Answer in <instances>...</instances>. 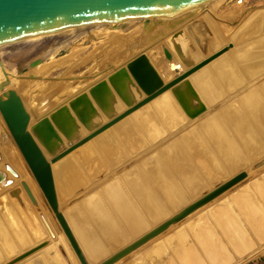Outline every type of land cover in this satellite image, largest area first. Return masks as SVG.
Instances as JSON below:
<instances>
[{"label":"bare ground","instance_id":"obj_1","mask_svg":"<svg viewBox=\"0 0 264 264\" xmlns=\"http://www.w3.org/2000/svg\"><path fill=\"white\" fill-rule=\"evenodd\" d=\"M221 34L223 35V32ZM60 36H62V34L58 36H52L51 38H41L37 41H39L38 43H40L43 40L49 41L53 38H60ZM224 37L225 39H227L226 36ZM36 43L37 42L35 41V44H31L32 46L30 47L32 49L36 48ZM64 43L65 42H62L60 43V45ZM229 51H231L229 52V56L235 64L233 65L235 69H217V65L216 68L208 69V73L201 71V73L199 74H193L190 79L193 81L195 89L199 90L203 98L208 102L211 101L213 97L219 95L220 93H223L224 99H221L222 101L219 102V105L224 102L228 95L233 96L238 91L244 89L239 95L234 96L235 98L231 103L235 112L232 110L230 105V108L226 110H219L220 114H217L219 111H217V113L212 112L211 115L207 114L206 119L198 121L196 124L194 123L195 125H192V127H190L189 129L184 130V126L189 122L188 120H186L185 123L179 125L178 129H175L174 132H171L173 136L170 141L161 143L160 141L167 137V133L165 132V130L168 133L170 132L169 129H167L168 126L172 125V123H177L179 119H181L180 115L178 114L177 108L173 104L170 96L167 94V92H163L161 95L148 102L145 108L136 110L135 112H132L131 114L125 116L117 123L105 129L95 137L89 139L84 144L71 150L67 155L51 164L52 174L55 171V169L53 171L54 165L56 167V171H59L58 178L61 177L59 179H62L63 175L66 176L68 173H72L74 177H76L77 174L78 177L81 176V181V179L84 177L81 168L85 169L88 172H86L88 176H93V174H96L99 169H102L103 166H101V164H96V166H94L95 161L92 160V158L95 157V152L87 148V144L89 142L96 141V150L110 165L111 163L115 162L114 158H116L120 163L126 161L125 157L121 158L116 156L117 154L112 147V144H114L113 141L115 140L110 131L115 135L116 140H118V143L122 146L123 150L126 152L130 159H133V156L135 157L136 154L134 152L136 150L137 152L141 149H144L143 151L147 150V145H144L142 147V144L140 146L138 142L135 143L136 139H138L139 136H142L143 138V136L145 135L144 138L146 137L148 139V143L151 145H156L159 142L161 143L153 152L141 158L138 163L125 168V170L120 173V179L114 178L107 184L105 183L104 186L100 188V191H102V193L104 194L103 197L100 195L101 193L99 194L98 190H96V192H91L92 194L89 193L90 195H88L87 197L85 196V198L82 199L81 204L76 203V205L72 207L71 210H67L63 213V216L65 217V220L67 221V224L69 225L71 232L73 233V236L75 237L88 264H90L89 261L92 262V264H95L99 260H101L103 256L105 257L109 252V248L117 249L121 247L123 245L122 243L128 237H130L129 234H131L133 237L139 232L146 231L147 228L149 229L150 227H152L151 225L153 222L158 223L164 218L172 215L177 208L180 209L187 203H190V199L187 198V196L196 199L197 197H199V195L205 193L206 191L204 189H206L205 187L207 185V181L214 184L216 180L217 184L220 183V180L216 178V176H218L217 173H220L221 177H224V179H228V174H225V167L220 163L217 156H219V159H221L223 163L224 160L232 162L230 163L226 161L229 166L228 168L231 167V169L234 166L241 167L243 164H246L247 160L251 162V164H248L245 167V169L249 172H253L264 167V163L260 164L259 166L257 165V162L264 157V146L261 145L264 144V79H262V77L264 76V34L262 36L260 35V37L258 36L254 39H249L245 43L243 42L240 48L232 47ZM12 53L22 54L21 52L0 53V75L7 74L8 84H11V86H20V82L17 78H8L9 76L13 75V61L8 59V56L14 55ZM17 57L12 59L15 60L17 59ZM145 57L147 58L146 55ZM147 60L149 61L148 58ZM166 60L168 61H163L160 56L157 57L156 55L155 65L157 67V70L158 68H160V70L158 71L160 72V75H157L161 80L164 79L163 81L168 79L170 75H175L183 71L181 65L172 57ZM149 63L154 69V66L150 61ZM162 65L166 66L165 68H167V70H164L165 68L162 70ZM148 77L149 76L146 77L139 74L136 78L139 82L145 84ZM209 77H211V79H209ZM239 77L242 78V85L235 91L227 93L226 85H229L228 80L236 81V79H239ZM79 83L80 81L78 82V84ZM247 83H250V87L246 86ZM75 86H77V84L72 87ZM230 86L231 85H229V87ZM5 88H7V86ZM21 101L23 102V100ZM110 102L111 101L109 100V104ZM23 106L25 108V105ZM239 109L241 112H244L246 114L248 120H250L253 127L256 128V132H258L262 137V139L260 138L262 142L253 140L254 138L252 139L250 137V134L247 135L246 131L248 130L241 125L239 119L235 115ZM221 113L225 114V116L223 117V114ZM89 114H91V112ZM220 115L222 116V119ZM55 119L56 121H60L68 128H72V125H70L69 121L66 118H62V114L60 112L56 114ZM49 121L52 122L51 120ZM251 123H249V125ZM227 124L231 134L227 133ZM41 132H45L42 126L39 133L41 139L39 135L38 138L45 145L44 137ZM231 135L236 136L235 141H233ZM210 136H212L213 139L210 138ZM156 137L159 138L152 140ZM207 137L210 139L209 141L207 140ZM79 148L80 150H83V154H81L83 156L81 159L79 158L80 160L78 159L77 162V160L70 157V154H72ZM213 149L215 150L217 156L214 154V152H212ZM255 152L263 156L259 159L254 160L253 162V159L251 161V155L255 154ZM243 153L245 156L243 155ZM5 155L6 154L4 153V151L0 150V174L3 176V181L6 179H10V182L4 184L1 183V180L0 190H5L13 186L17 182H19L20 185L23 182L25 185H28L27 187L29 188L30 186L28 182L22 179L20 173L17 172L14 166L10 162V164L7 163L8 160L6 159ZM5 159L7 160V162L4 161ZM96 163H98L97 160ZM6 164L12 169V171H14V173L16 174L15 176L13 175V173L5 169ZM100 172H102V170ZM189 175H194L192 176L193 178L196 176L195 180L193 178H190ZM71 177L73 176L71 175ZM221 177L219 175V178ZM243 178L217 196L211 198L206 203L195 208L179 221H176L167 226V228H165L161 234H157L151 237L144 244L140 245L139 249L142 246H146L145 244L150 243L151 240L165 235V233L168 232V230H170L171 228L180 225L189 216L205 207L206 205L210 204L211 202L215 201L219 196L223 195L225 192L242 182L244 180ZM76 180L77 177L74 181L72 179L71 181L70 179L68 181L71 185H73L72 182H76ZM25 181L27 182V184ZM64 181L65 180H63V184L65 183ZM69 183L67 182V184ZM55 185L56 182L54 179V186ZM71 185H67V187H71ZM214 185H216V183ZM65 186L63 188H66ZM201 187L203 188V191L201 190ZM29 189L31 190V188ZM30 193L32 195V191H30ZM16 196H18V193L12 196V200H10V198H7L5 204L0 203V247L8 256L19 252L18 249H23L26 246L39 241V239L43 237V230H40V226L37 225L39 230L42 231L40 232L37 227L32 224L29 219L30 213L27 215V211L24 212V208L26 207H20L19 205H22L19 204L20 202L18 203L19 205L17 204V200L15 201ZM34 196L32 195L33 200L29 199L31 203H35L36 198ZM186 198L189 200H187ZM36 205L35 210L37 211L42 220V223L47 229L51 240H49L47 243H45L44 240L33 248L20 254L19 256L11 260L8 259L9 261L6 259L7 261L3 264H14L26 258L28 259V257L38 251L39 254L37 253L38 255L36 257L41 258L43 264H63L64 261L63 257L61 256V250L59 248L63 247L67 253L66 255L69 254V250L62 235L52 232V227H49L48 223L45 220L46 218H43L42 213L39 211L41 210L40 207H38V210ZM116 214L117 216L119 215L118 217L122 221L129 234L117 218ZM207 220L208 218L205 219V217H202V220L200 221H192L191 223H189L190 225L187 227V231L189 230L191 234H201V229L204 227V222L206 223ZM36 223L39 222L35 221V224ZM241 227L243 228L242 225ZM185 235L186 233L183 232L179 234H177V232L173 233L168 239H166V242L176 245L175 242H180L181 240H183V236ZM58 243H60L61 245V247L59 248L57 247ZM107 246L109 248H107ZM57 249L60 250V253L57 251ZM137 250H132L130 254L136 252ZM159 251L162 259L163 257L168 258L169 248H159ZM28 261L25 262V264H31L28 263ZM118 262H120V260ZM118 262L116 261L115 263ZM131 264L137 263L134 261Z\"/></svg>","mask_w":264,"mask_h":264},{"label":"water","instance_id":"obj_2","mask_svg":"<svg viewBox=\"0 0 264 264\" xmlns=\"http://www.w3.org/2000/svg\"><path fill=\"white\" fill-rule=\"evenodd\" d=\"M212 1L0 0V53L21 52L22 54L15 60L12 59L14 56H8L16 69L24 63L28 69L37 66L61 41L60 38H53V41L50 39L51 42L36 45L37 47L29 50L30 52L25 51L41 38H51L77 30L125 25L136 21L177 20L185 13L196 11V14L188 15L185 22L164 37L166 45L163 49L164 57L166 59L172 57L183 68V71L170 75L165 81L160 79L145 55L139 53L85 90L52 108L46 115L28 124L29 114L19 95L12 88H5L8 85L7 74H3V79L0 80L1 119L79 264H87V261L63 213L58 209L51 164L125 116L145 108L148 102L163 92H167L176 108L179 107L177 111L181 117L177 123L168 126L169 131L177 129L186 120L204 112L207 106L212 107L223 99L224 95L220 93L211 101H206L199 90L195 89L190 78L201 71L208 73V69L216 68L217 65V69H233L235 64L229 57L231 52L229 50L233 45L242 44L264 34V9L254 10L244 20L241 27L237 28L239 30L232 35L231 41L235 42L221 44L206 14V8ZM139 74L149 76L145 84L137 80ZM228 82L231 86L226 85L227 93L235 91L243 81L239 77L236 81ZM59 112L63 119L69 121L72 128L56 121L55 116ZM49 120L53 123L51 124ZM41 126L45 131L43 132L45 145L40 141ZM157 138L159 137L152 140ZM257 163V165L264 163V157ZM5 169L16 175L7 164ZM245 174L244 171H239L221 181L95 264L114 263L170 224L179 221L198 206L241 180ZM2 179L3 176L0 174V181ZM9 182L10 179L1 181L4 184ZM21 185L28 198L33 200L27 185L23 182ZM17 193V189L9 192L11 196Z\"/></svg>","mask_w":264,"mask_h":264},{"label":"rangeland","instance_id":"obj_3","mask_svg":"<svg viewBox=\"0 0 264 264\" xmlns=\"http://www.w3.org/2000/svg\"><path fill=\"white\" fill-rule=\"evenodd\" d=\"M259 9H264V0H213L208 4L206 8V14L211 20L210 25L215 31V34L218 35L217 37L219 41H221V44H225L227 41L235 42L231 41L230 39L232 34L239 30L237 28L241 27V24L244 22V20L250 14H252L254 10ZM194 14H196V11L188 13L189 16ZM188 15L187 13H185L178 20L155 19L145 22L136 21L134 23H128L125 25H114L112 27H101L99 29H84L63 33L62 36H60V43H65L61 45L59 43V45L53 50H51L49 55L45 56L44 59L37 66L28 69L24 66L26 65L24 63L22 64L23 66H21L19 69H16V66L13 62V75L9 76L8 78H17L20 82V86H11V84H8L7 88L14 89L15 92L20 96V99L22 98L21 100H23L24 102L23 105H25V110L30 115V120L28 124H31L36 121L39 117L46 115L52 108L65 102V100L77 94L78 92L85 90L86 87H88L95 81L103 78L113 69L124 65L127 61L131 60L134 56L139 53H143L147 56L151 64L154 66V70L156 71V73L160 75V72H158L160 68H158L157 70V67L155 65V58L157 55V57L160 56L163 61H168L166 60L163 54V49L166 48V45L164 43V37L171 31H173L175 28H177L179 25H181L183 22H185L189 17ZM222 32L227 39H225V37L221 34ZM45 41L43 40L40 43H38L39 41H36V44L42 45L43 43H48V41ZM51 41H53V39ZM34 44L35 42L33 43V45ZM240 44L241 43L233 45V48L241 46ZM30 46L25 51H32L33 49ZM18 55L21 54L15 53L13 56L17 57ZM165 67L166 66H163L161 67V69L163 70ZM164 70H167V68H165ZM2 78L3 74L0 75V80H2ZM262 79H264V76L262 77ZM79 81L80 83L78 84ZM76 84L77 86L72 87ZM246 86L250 87V83H247ZM243 90L244 89L238 91L233 96L228 95L227 98L230 100L226 98L228 101L225 99L226 101L224 100V102L220 105L219 102H221L224 98L212 107L207 106L204 112L200 113L193 119H188L189 122L187 123V125L184 126L183 129L187 130L192 127V125H195L198 121L206 119L207 114L211 115L212 112L217 113V111L219 110L223 111L230 108V105L233 102V99L235 98L234 96L239 95ZM177 108L179 109L178 106ZM231 108L233 110L232 105ZM220 111L217 114H220ZM233 111L235 112V110ZM235 115L239 119L241 125L248 130L246 131L247 135L250 134V137L252 139L254 138L253 140L255 141H261L260 138L262 139V137L259 135L258 132H256V128L253 127L250 120H248L246 114L244 112H241L239 109ZM222 116L224 117L225 114H223ZM222 116L220 115L221 119ZM50 123L52 124L53 122ZM249 123H251V126L249 125ZM227 127L228 124L226 125V128ZM227 130V133L231 134V132L229 131V127L227 128ZM172 131L174 132V130ZM172 131L168 133L165 130V132L167 133V137H165L166 139H162L160 142L166 143L167 141H170L173 136L171 133ZM110 133L112 134L115 140L113 141L114 144H112V147L115 150V153L117 154L116 156L121 158L125 157L126 161L120 163L116 158H114L115 162L111 161L114 163H111L110 165L96 150L95 141L89 142L87 144V148L95 152V157L92 158V160L95 161V165H93H103L102 169H99L96 174H93V176H96H88L86 174L87 171L85 169H82L80 166L85 178L83 177V180L81 179V182V176L78 177L77 174V176L75 175L77 177L76 182H72L73 185H71L68 180L70 179L71 181L72 179L74 181L76 177H74L72 173H68L69 175H63L62 179H59L61 178H58L59 171H56V167L53 165V171L55 169L53 174L56 182L55 192L57 201L59 203L58 209L62 213L67 210H71L72 207L76 205V203L81 204V201L83 198H85V196L87 197L93 192H96V190H98L99 194L101 193L100 195L103 197L104 194L102 193V191H100V188H102L105 183L107 184L114 178L120 179V173H122L125 168L134 165L135 163H138L141 158L153 152L159 146V144H161L159 142L156 145H151L148 143V139L146 137L144 138L145 135L143 136V138L147 141L144 140L142 136H139L138 139H136L135 143L138 142L140 146L142 144V147L144 145H147V150L143 151L144 149H138V152L136 150L134 153L137 156L135 155V157H132L133 159H130L126 152L123 150L122 146L118 143V140H116L115 135L111 131ZM210 138L213 139L212 136H210ZM232 138L233 141H235L236 136H232ZM140 140L142 143L140 142ZM207 140L209 141L210 139L207 137ZM261 145L264 146V144ZM0 147V150L4 151V153L6 154L5 157L8 160V162L6 159L4 161H6L7 163L10 162L17 170V172L20 173L22 179L28 182L30 186L29 188H31V190H29L32 191V195H35L34 197L37 199L36 200L34 198L35 203L39 205H36L34 202L31 203V201L27 197V194L24 192L25 190L22 189V185H20L19 182L5 190H0V203L5 204L7 198H10V200H12V196L9 194V192L13 189H17L18 196H16L15 201L17 200V204L19 202V204H22H18L20 207H26L24 208V212L27 211V215L29 213L33 214H31L32 216L29 214L30 217L28 216L30 221L32 222V224H34L35 227H37L38 230V226H40V230H43V237H41L39 241L34 242L33 244L26 246L23 249H18L19 252L15 254L8 256L3 252L0 247V264H3L8 259L11 260L19 256L20 254L33 248L44 240L45 243L51 240L47 229L45 228L40 216L35 210V205L37 208L40 207L41 210H39V208L38 210L42 213V217L46 218L45 220L48 223L49 227L53 228H51L52 232H55V234H61L66 243V246L69 250L68 255H66L67 253L65 249L61 247L60 243L57 244L58 248L61 247L59 249L61 250L62 254L60 255L63 257V264H79L63 232L58 226L52 212L47 206L39 188L37 187L33 177L31 176V173L29 172L21 155L19 154L16 146L14 145L1 119V116ZM82 151L83 150H80L79 148L78 150L70 154V157L74 158L78 162V159H81L83 156L81 155L83 154ZM212 152H214V154L217 156L214 149L212 150ZM252 155L251 161L253 159V162L254 160L259 159L263 156L261 154L259 155L256 152ZM217 157L220 163L224 165L225 174H228V177H231L239 171H244L246 173L245 177L243 178L244 180L233 188H231L230 190H228L227 192H225L223 195L219 196L218 199H216L215 201L211 202L210 204L206 205L205 207L201 208L200 210L189 216L180 225H177L175 227L173 226L174 228L168 230L165 235L161 237L159 236V238L157 237V239L155 238L151 240L150 243L145 244L146 246H142L140 249L139 245L138 247L133 249L137 250L138 248L136 252L130 254L132 252L130 251L126 255L122 256V259L119 258L117 260V262L119 260L120 262L115 263V261V264H131L134 261L137 264H264V167L256 171L249 172L245 169V167L246 165L251 164V162L246 159V164H243L241 167L234 166L231 169V167L228 168V163H226V161L228 160H224L223 163L221 159H219V156ZM96 160L98 161V163H96ZM103 168L105 171L103 170ZM101 170L102 172H100ZM71 175L73 177H71ZM217 175L218 176H216V178H218L220 182L226 180V178L224 179V177H221L220 173H217ZM219 175L222 179L219 178ZM189 176L190 178H193L192 176L194 175ZM195 178L196 176L193 179L195 180ZM63 180H65V185L68 182L69 184L67 185H71V187H67V185L65 186L63 184ZM206 183V189L204 190L208 191L215 186V183L217 184V181L215 180L214 184L209 181H207ZM64 186L66 188H63ZM202 189L203 188L201 187V190ZM187 198H189L190 200ZM187 198L186 199L189 200V202H191V200H194L193 198H190L188 196ZM176 210L174 212H176ZM118 216L117 218L123 225L122 221ZM202 217H205V219L208 218V220L206 221V223L204 222V227L201 229V234H191L189 230L187 231V227L190 225L189 223H191L192 221H200L202 220ZM34 220L38 221L39 223L35 224ZM155 224H157V222H153L151 226L153 227V225ZM241 225L243 226V228L241 227ZM123 227L125 228L124 225ZM176 232L177 234L181 232L186 233V235L183 236L184 239L180 242H175L176 245L167 243L166 239H168L171 234ZM141 233L143 232H139L133 237L131 234L128 233L130 237H128L122 244H127L129 241H132L133 239L138 237ZM161 233L162 231L159 232L158 235ZM164 247L169 248V253L168 258L163 257L162 259L159 254L161 251H159V248ZM107 248L109 247L107 246ZM59 249H57V251L60 253ZM114 251L115 249L109 248V252L107 255H110ZM37 253L39 254V251L35 252V254L33 253L30 256L31 260L30 257H28V259L26 258L14 264H25V262H27L28 260H30L28 261V263L31 264H43L42 259L36 257L38 255ZM102 258H104V256ZM89 263L92 264V262L90 261Z\"/></svg>","mask_w":264,"mask_h":264}]
</instances>
